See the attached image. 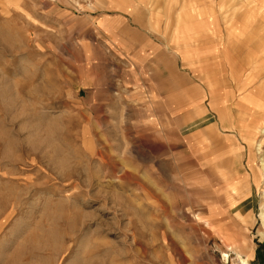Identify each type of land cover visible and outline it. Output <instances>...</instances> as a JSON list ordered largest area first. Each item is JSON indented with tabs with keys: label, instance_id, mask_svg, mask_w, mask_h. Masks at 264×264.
Masks as SVG:
<instances>
[{
	"label": "rangeland",
	"instance_id": "1",
	"mask_svg": "<svg viewBox=\"0 0 264 264\" xmlns=\"http://www.w3.org/2000/svg\"><path fill=\"white\" fill-rule=\"evenodd\" d=\"M201 1L223 28L242 27L232 57L264 102V0ZM58 10L0 0V264H264L261 100L233 112L250 117L245 129L232 120L242 146L232 135L231 151L191 150L183 118L91 82ZM220 88L242 90L228 77Z\"/></svg>",
	"mask_w": 264,
	"mask_h": 264
},
{
	"label": "crops",
	"instance_id": "2",
	"mask_svg": "<svg viewBox=\"0 0 264 264\" xmlns=\"http://www.w3.org/2000/svg\"><path fill=\"white\" fill-rule=\"evenodd\" d=\"M55 5L59 24L72 18L83 58L97 71L89 77L92 83L98 80L99 88L129 95L132 103L154 104L157 111L161 105L163 119L171 113L176 114L172 119L183 118L182 127L193 129L185 135L191 150H219L210 148L217 141L221 150L231 151L232 135L244 144L231 128L232 120L238 129L243 127L233 112L243 119L250 111L247 105H237L248 92L243 88L251 80L243 73L249 64L232 57L230 46L243 39L242 27L223 28L215 2L55 0ZM227 77L242 90H218ZM214 105L223 110L224 121ZM246 119L242 129L251 126L250 117Z\"/></svg>",
	"mask_w": 264,
	"mask_h": 264
},
{
	"label": "bare ground",
	"instance_id": "3",
	"mask_svg": "<svg viewBox=\"0 0 264 264\" xmlns=\"http://www.w3.org/2000/svg\"><path fill=\"white\" fill-rule=\"evenodd\" d=\"M240 62V61H239ZM258 64H259V62L256 64V67H253V68H255V69H257V70H259V69H261L262 68V65L259 67L258 66ZM251 76V75H250ZM248 80H249V78H247ZM237 82V81H236ZM246 82V81H245ZM244 84V83H243ZM237 85H239V84H237ZM242 87V86H241ZM240 87V88H241ZM239 88V89H240ZM256 88V87H255ZM261 89V88H260ZM254 90V89H253ZM258 92V91H257ZM256 99H258L259 101L261 100V103H263V106H262V109L261 110H259L258 112H255V114L258 116L259 114H261V113H263L264 114V102H263V98H262V96L258 93V94H255V96H254V94L250 91V92H248V94L242 99L243 101H241V105H247V106H249L250 107V110L251 111H254V110H256L255 108H256V104H258L259 103V101L258 100H256ZM254 109V110H253ZM257 111V110H256ZM241 123V122H240ZM241 125H243L242 123H241ZM244 126V125H243ZM239 255V254H238ZM237 257V256H236ZM239 264H248V259H246V258H244V257H242L241 255H239Z\"/></svg>",
	"mask_w": 264,
	"mask_h": 264
}]
</instances>
